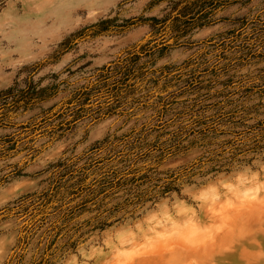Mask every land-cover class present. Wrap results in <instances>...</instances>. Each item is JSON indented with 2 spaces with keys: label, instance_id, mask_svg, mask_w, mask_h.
Instances as JSON below:
<instances>
[{
  "label": "rangeland",
  "instance_id": "374dc122",
  "mask_svg": "<svg viewBox=\"0 0 264 264\" xmlns=\"http://www.w3.org/2000/svg\"><path fill=\"white\" fill-rule=\"evenodd\" d=\"M178 1L0 0V93L13 89L9 101L22 90L28 97V107L7 119L22 127L1 129L0 138L20 139L43 111L90 95L79 114L51 122L71 120L65 131L24 139L18 152L0 158V264L24 253L18 247L30 218L24 209L74 165L86 166L91 183L101 178L92 172L98 160L126 172L135 160L117 164L121 152L134 147L160 156L181 134L187 149L148 161L152 181L142 189L151 192L141 201H129L130 186L73 212L59 201L61 210L31 238L23 263L39 260L50 247L45 232L69 213L51 264H264V147L233 158L224 146L230 133L214 136L209 147L191 144L195 112L210 118L237 111V124L219 126L226 132L264 121V0H222L217 10L208 2L210 23L187 31L184 17L172 21ZM141 42L147 48L133 66L132 86L115 103L95 96L103 91L105 67ZM110 108L113 116L95 120ZM137 164L145 166V159ZM185 169L165 192L164 179Z\"/></svg>",
  "mask_w": 264,
  "mask_h": 264
},
{
  "label": "trees",
  "instance_id": "16d2710c",
  "mask_svg": "<svg viewBox=\"0 0 264 264\" xmlns=\"http://www.w3.org/2000/svg\"><path fill=\"white\" fill-rule=\"evenodd\" d=\"M224 1V0H223ZM209 2V3H208ZM207 3L210 4L212 9H216L222 3V0H214L213 2L209 0H180L175 4V15L173 18L174 24L180 21L181 18H185L183 21L184 29L187 31L189 27L191 29L197 26H205L210 23L209 21V12L207 11ZM205 7V8H204ZM200 8L197 12L196 9ZM195 13V16L188 18V15ZM190 19V21H189ZM153 21L157 23H161V20L153 19ZM172 24V25H174ZM181 24L175 25L177 29H182ZM184 30V31H185ZM147 46L144 43H138L131 47V49H127L123 52L122 55L118 57L116 61L110 62L106 67V74L103 76V91L102 93H97L95 96H100L102 99L109 100L113 98V103L118 101L121 97L120 90L126 89L124 87H130L131 79L134 77L133 74V66L137 61H140L143 57L142 55L146 50ZM127 54L126 56H124ZM124 56V57H123ZM147 56V54H146ZM115 70V71H114ZM116 72L114 78L108 77L111 73ZM121 76V78H119ZM116 78V79H115ZM117 78H119L117 80ZM115 79V80H114ZM127 85V86H125ZM25 91H20L21 97L13 99L9 101L8 99L12 97L13 89H9L7 91H2L0 93V130L11 128L13 126H21L19 123L10 122L7 119L11 116L10 114L13 111H17L20 108L28 107V102H24L28 97L25 95ZM4 95V98L2 97ZM92 95V93H91ZM105 95V96H103ZM90 95L88 92L80 93L79 95H75L73 99L65 100L60 104L55 105L54 107L43 111L41 116H43L37 123L33 124L31 127L27 128L24 132L19 133L20 139H16L14 136L10 135L5 138H0V158L9 157L15 150L18 149L19 145L22 143L24 139L28 143L33 142L36 138L43 135H57L60 131H65V128L71 122V120H62L61 122L52 125L51 122L55 120H60L68 117L69 115L79 114V112L84 108L85 101L89 99ZM84 99V100H82ZM87 99V100H86ZM80 104H82L80 106ZM89 110H85L88 113ZM222 111V110H221ZM115 114L113 108L107 110L103 116L97 119H104ZM195 116L191 119L194 125V129L191 130V134H195V138L191 141L192 145H198L200 147H209L212 145L213 137L219 136L222 134H232L234 136L233 139L224 141V146L230 147V153L233 155V158L239 156L244 151H257L264 146V121H260L254 126L248 127L245 131H231L226 132L224 130H220L219 126L226 125L230 122L237 124L235 121L238 116L236 112H220L216 116L205 117L203 114L198 115L197 112L194 113ZM94 115V114H93ZM94 117V116H93ZM199 128V129H197ZM181 135H177V144L175 146L162 149V155L154 156L153 151H147L139 154L140 152H136V148L132 147L130 152H121L120 156L118 155L115 159L117 164H121L126 161L135 160L133 163L129 164L128 170L126 172H120L116 170L113 165H102L105 162V157L100 161L95 162V166L97 169L92 170V172L101 173V178L94 180L93 182H89L90 178H92L89 171L83 172L86 166L76 168L73 166V170L67 171L62 176L56 179L54 182V186L51 192H44L42 195H39L38 199L34 204H32L33 210L30 212L31 207L25 208L22 215L30 217L27 225L21 229L20 235L18 237V247L22 248L23 254L18 258L14 255L8 264H24L23 261L26 256V250L30 245L31 238L37 234V231L43 227L47 223L48 217L51 215L50 213H56L60 211L62 207L67 208V212H73L75 209L81 207L86 208L88 205H97L99 206L100 202L98 200L101 199V203L104 202L107 198L115 195L118 191L123 188L130 186L128 191L133 193V197H130L129 201H141L146 195H148L151 190L142 189V186L150 181L151 178L149 176L150 168L148 167V161L154 159L159 160L167 155H177L183 152V150L187 149L186 146L183 145L184 139H180ZM245 136V140L242 139V136ZM248 143V144H247ZM18 152V150L16 151ZM169 153V154H166ZM209 153L215 154V151H209ZM225 154V150H222L219 156ZM164 155V156H163ZM218 155V154H217ZM119 157V158H118ZM133 157V158H130ZM145 159V166L138 167L137 159ZM214 157H209L207 160L213 161ZM65 165V164H63ZM102 165V166H101ZM67 166V164L65 165ZM68 167H71L68 165ZM187 172V169L182 173H179L178 176L175 174H170L168 178L164 179L165 184L163 185L164 191H171L174 189L177 182L181 179L182 175ZM69 176V178H67ZM67 178V179H66ZM67 187V189H66ZM61 189H66L67 192L62 194L59 198L57 196L60 194ZM42 197V198H41ZM44 197V198H43ZM136 197L135 200H132ZM42 199H44L41 203H39ZM65 200L62 207H56L59 201ZM80 199V200H79ZM73 206H69V204L76 202ZM97 203V204H96ZM22 209V206L21 208ZM52 210L51 212H49ZM29 213V214H28ZM73 214L66 213L61 219L52 223L51 227L47 229L45 232V236L50 233V247L49 249L39 258V260L34 261L33 264H51L49 259L52 257L50 250L54 249L56 243L59 240L61 233L68 229L70 226V221ZM61 220V221H60ZM70 220V221H69ZM35 257H33L34 259Z\"/></svg>",
  "mask_w": 264,
  "mask_h": 264
}]
</instances>
